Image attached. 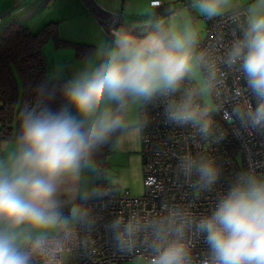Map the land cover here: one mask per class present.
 Masks as SVG:
<instances>
[{"label": "clouds", "instance_id": "obj_1", "mask_svg": "<svg viewBox=\"0 0 264 264\" xmlns=\"http://www.w3.org/2000/svg\"><path fill=\"white\" fill-rule=\"evenodd\" d=\"M188 7L209 21L227 15L236 37L226 48L205 43L177 12L143 35L113 25L77 68L58 64L33 86L17 131L0 141V264H73L95 254L100 227L114 254L144 264H264V173L242 170L218 191L224 168L214 146L225 132L213 118L231 103L229 117L264 135V0ZM232 73L245 87L230 86ZM153 113L191 130L198 148L177 157V172L198 195L213 194L212 204L197 213L194 197L107 219L119 181L101 157L142 138Z\"/></svg>", "mask_w": 264, "mask_h": 264}, {"label": "built area", "instance_id": "obj_2", "mask_svg": "<svg viewBox=\"0 0 264 264\" xmlns=\"http://www.w3.org/2000/svg\"><path fill=\"white\" fill-rule=\"evenodd\" d=\"M150 4L160 8L165 2L150 0ZM243 7V6H241ZM204 42L213 43L220 48H226L237 35L236 25L227 15L214 20H205ZM229 84L233 89L245 87V82L239 73H232ZM247 98L255 104V98L250 93ZM231 103L226 104L213 118L219 129L225 132L224 140L214 146L215 155L223 164L224 174L218 184V191L226 190L228 182L237 172L254 168L257 173H264V135L243 128L238 120L227 115ZM153 123L139 139L141 156L143 192L133 194L125 189H117L115 202L104 213L110 219V212L127 215L131 212L152 214L160 211L165 204L187 202L195 199L197 213L207 211L213 201V194H197L177 172V157L187 151H195L197 142L192 138L190 129L166 127L158 113H153ZM104 168V163H101ZM95 254H79L73 264H124L135 258L142 260V255L123 257L114 254L110 246L108 234L100 227L94 234ZM200 245L196 254H202Z\"/></svg>", "mask_w": 264, "mask_h": 264}, {"label": "crops", "instance_id": "obj_3", "mask_svg": "<svg viewBox=\"0 0 264 264\" xmlns=\"http://www.w3.org/2000/svg\"><path fill=\"white\" fill-rule=\"evenodd\" d=\"M162 1L165 4L157 8L150 4V0H94L101 9L111 13L122 24H127L126 28L141 35L151 31L158 20L169 17L173 12L191 16L196 24L205 26L203 18L188 7L190 0ZM234 3L243 6L245 0H234ZM37 16L40 18L35 20ZM40 19H43V25L49 21L58 22L60 39L93 45L94 48L100 40L107 38L112 27L105 29L87 11L82 0H0V28L12 20H19L28 26L34 21L38 25ZM0 141L7 140L0 138ZM139 148V139L125 141L119 149L108 150L103 159L104 169L119 181L116 189H125L137 195L143 192Z\"/></svg>", "mask_w": 264, "mask_h": 264}, {"label": "trees", "instance_id": "obj_4", "mask_svg": "<svg viewBox=\"0 0 264 264\" xmlns=\"http://www.w3.org/2000/svg\"><path fill=\"white\" fill-rule=\"evenodd\" d=\"M87 11L99 23L109 29L113 25H123L111 13L101 9L94 0H82ZM164 19V17H162ZM56 46L73 45L76 55H90L93 45L73 43L59 37L56 21L45 23L33 30L27 24L12 20L0 28V138L9 140L17 131L21 108L32 101L33 86L48 75L50 69L43 52L48 40ZM108 149L101 159H104Z\"/></svg>", "mask_w": 264, "mask_h": 264}, {"label": "rangeland", "instance_id": "obj_5", "mask_svg": "<svg viewBox=\"0 0 264 264\" xmlns=\"http://www.w3.org/2000/svg\"><path fill=\"white\" fill-rule=\"evenodd\" d=\"M182 6L184 7V5H182ZM39 18H40V16H37L35 18V20H38ZM33 22L30 23V27L31 28H33V27L34 28L42 27L43 24H41V23H44L43 19H40V24H38V25L36 23H33ZM193 22L196 24L195 20ZM197 25L202 28L203 35H204L205 26H201L202 23H198ZM43 52H44V55H45V57L47 59V62H48V65H49V69H50L48 74H50L53 71L54 67L56 65H58V64H64L69 69H75V68H77L80 65L81 61L85 57L88 56L87 55V56H84V57H79V56L76 55V49H75V47L73 45L56 46L54 40H52V39L48 40L45 43V45L43 47ZM100 162L104 163V160L101 159ZM141 262H142V260H140L138 258H135V259H133L131 261H127L124 264H139Z\"/></svg>", "mask_w": 264, "mask_h": 264}]
</instances>
